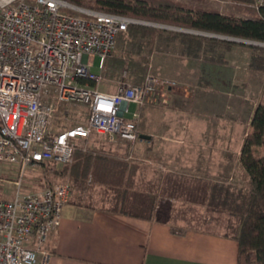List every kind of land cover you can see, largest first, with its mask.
Here are the masks:
<instances>
[{"label": "crops", "instance_id": "0c3cea01", "mask_svg": "<svg viewBox=\"0 0 264 264\" xmlns=\"http://www.w3.org/2000/svg\"><path fill=\"white\" fill-rule=\"evenodd\" d=\"M168 45L158 54L155 49L152 69L179 87L168 92L165 103L129 105V112L135 107L129 119L140 135L133 183L126 170L132 145L93 135L88 141L94 136L105 141L91 145L92 158H78L77 183L63 207L50 264H238L236 236L249 196L241 153L262 103L248 99V91L262 73L251 67L253 51L238 45L227 53V62L203 52L189 56L178 42ZM236 56L247 57L245 72ZM246 72L245 107L224 91L233 95L230 88H239L238 76ZM261 78L264 87V73ZM105 80L117 89L119 80ZM86 168L92 172L88 177ZM122 182L133 214L118 211Z\"/></svg>", "mask_w": 264, "mask_h": 264}, {"label": "built area", "instance_id": "2783aa9c", "mask_svg": "<svg viewBox=\"0 0 264 264\" xmlns=\"http://www.w3.org/2000/svg\"><path fill=\"white\" fill-rule=\"evenodd\" d=\"M242 4L259 10L264 0ZM135 22L64 0H0V175L11 180L0 198V264H50L56 251L72 182L31 189V174L71 166L93 135L138 141L129 105L165 103L177 86L151 69L142 84L101 88L106 59Z\"/></svg>", "mask_w": 264, "mask_h": 264}, {"label": "trees", "instance_id": "16d2710c", "mask_svg": "<svg viewBox=\"0 0 264 264\" xmlns=\"http://www.w3.org/2000/svg\"><path fill=\"white\" fill-rule=\"evenodd\" d=\"M75 6L101 12L130 17L137 22L131 24L122 36L131 41L129 50L113 53L106 61L102 74L105 79L142 84L151 70L152 57L157 42L180 43L189 56L202 52L214 56V60L227 62V53L235 46L251 49L252 69L264 73V47L208 37L200 34L164 31L149 23L169 25L231 38L264 43V6L253 17L237 16L215 8L202 7L177 0H64ZM250 3L252 0H232ZM100 154H105L100 152ZM76 161L71 174L78 171V158H92V151L77 149ZM103 156V155H100ZM241 165L249 177V196L241 212L243 221L236 240L239 243L238 264H264V103H260L251 121L245 139ZM128 182L134 181L136 166L126 162ZM48 164H44L46 166ZM55 175L63 173L50 168ZM91 169L84 170L88 177ZM50 172V171H49ZM128 189L117 186V208L123 214H133L125 194ZM174 232H178L173 229ZM179 233V232H178Z\"/></svg>", "mask_w": 264, "mask_h": 264}, {"label": "rangeland", "instance_id": "374dc122", "mask_svg": "<svg viewBox=\"0 0 264 264\" xmlns=\"http://www.w3.org/2000/svg\"><path fill=\"white\" fill-rule=\"evenodd\" d=\"M177 1H182V2H185V3H188V4H193V5L202 6V7H209V8L211 7V8L218 9V10H220L222 12L233 13V14H235L237 16H242V17L251 18L256 13L255 9L250 8L249 6H245L244 4H242L240 2H236V1H232V0H177ZM149 24H151V25H153L155 27L161 28L162 30H164L166 32L174 31V30H176L175 28H180V29H183V31L179 30V29H178V31L193 33V32H190V31H186V30H190V29H185V28H181V27H175V26H169V25H161V24H155V23H149ZM173 27H175V28H173ZM201 33H203V32L193 33V34L204 35V34H201ZM205 36L213 37V36H210V35H205ZM213 38H217V37H213ZM218 39H221V38H218ZM223 40H227V39H223ZM230 41H232V40H230ZM234 42H236V41H234ZM239 43H241V42H239ZM251 45L256 46V47H264V45H261V44L260 45L251 44ZM168 46L170 48V45H168L166 42H160V41L157 42L156 43V47H155L156 48V53L158 54L159 51H161V50L163 51L165 49H168ZM130 47H131L130 39L127 36H121L120 40H119V43H118V47H117L115 53L120 54L125 49L129 50ZM155 58L157 59V57H155ZM156 59H154L153 65L156 64ZM235 59H236L235 60L236 62H239V64L243 65L242 71L245 72L246 66L249 63L248 60H247V57L239 58V57L236 56ZM91 63L93 64V70L95 72H99V68H98L99 58L94 56V55H92L91 56ZM151 67L153 68L152 65H151ZM239 71H241V70H239ZM152 72L156 76H158L153 71V69H152ZM248 74L249 73H247V72L245 74H240L238 76V78L240 80V81L238 80L239 81V83H238L239 88H237V89H231L230 88V91L233 92V95H228V96H227L228 90L225 89L224 97H226V98L229 97V100H230V97L239 99L241 102L245 103V107H246L247 101L245 100V97H247V94L249 92L250 95H249L248 99H251V100L254 99L256 104L259 101H262V103H264V87H263L262 78H261V77H263V73L260 74V75H258V73L256 74V88L254 90H250V91L247 92V89H245L243 86H244V83L247 80V78L250 77V75L248 76ZM159 77H161V76H159ZM164 78H168V79L176 81L177 82V86L174 87V88L179 87L180 83L177 80L169 78V77H164ZM101 87L104 90H106V89L115 90V85L112 82L106 81V80L101 84ZM168 92L169 91H167V94L165 96V101H166V99L168 97ZM134 108H135L134 106H131L130 112H128L126 114L127 118L131 117L132 113L134 112L133 111ZM71 124H72V122H71ZM96 137L97 136H94L91 139V141H88V140L84 141L83 144H80L79 148L83 149L84 147H87L88 151H92L91 150L92 149L91 145H93L94 143H99L98 141L101 140V139L103 140L102 142L105 141V139L101 138L100 136L97 137V138ZM136 142L128 141V143H130V145H132V147H133V152L130 153V154H127V156H126V162L127 163H131L132 164V163H134L137 160V156L135 154V149H134ZM100 152H104L106 155L108 154L107 151H103L102 150ZM75 161H76V156H75L74 163H75ZM73 164L71 166H69V167H66V168L57 167L55 164H48L46 166L43 165V166L39 167L37 171H35L34 173L31 174V179H30L29 183L27 184V186L29 188H31V189H42V188H45V187H48V186H52L54 183L59 182V181L64 180V179H67V178L70 179L71 182L77 183V180H74V178L72 177V174H71V168H72ZM50 168H54L56 171H58L60 173L62 172L63 174L61 176L60 175L57 176L51 170H49ZM6 180L8 182L11 181V180H9V177L7 175H4V176L0 175V198H7L8 197V194L6 193V189L8 188V183L6 184ZM81 183H82V181H81Z\"/></svg>", "mask_w": 264, "mask_h": 264}, {"label": "water", "instance_id": "95a60500", "mask_svg": "<svg viewBox=\"0 0 264 264\" xmlns=\"http://www.w3.org/2000/svg\"><path fill=\"white\" fill-rule=\"evenodd\" d=\"M175 28V27H173ZM176 30H182L183 29H180V28H175ZM186 31H190V32H193V33H200V32H197V31H192V30H186ZM201 34H204V35H210V36H213V37H217V38H221V39H227V40H232V41H236V42H241V43H248V44H258V45H264V43H261V42H257V41H251V40H245V39H238V38H231V37H226V36H221V35H214V34H209V33H201ZM142 138H148V136H145V135H141Z\"/></svg>", "mask_w": 264, "mask_h": 264}]
</instances>
